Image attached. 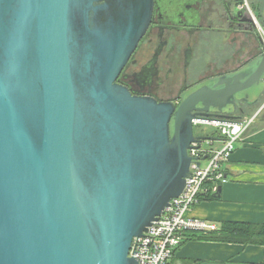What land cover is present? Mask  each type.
Here are the masks:
<instances>
[{
	"label": "water",
	"instance_id": "water-1",
	"mask_svg": "<svg viewBox=\"0 0 264 264\" xmlns=\"http://www.w3.org/2000/svg\"><path fill=\"white\" fill-rule=\"evenodd\" d=\"M153 4L0 0V264H138L132 242L181 194L188 150L222 140L193 126L260 102L251 29L256 53L176 101L121 84Z\"/></svg>",
	"mask_w": 264,
	"mask_h": 264
},
{
	"label": "flooded vegetation",
	"instance_id": "flooded-vegetation-1",
	"mask_svg": "<svg viewBox=\"0 0 264 264\" xmlns=\"http://www.w3.org/2000/svg\"><path fill=\"white\" fill-rule=\"evenodd\" d=\"M257 2L262 6L263 0ZM238 5V0H154L149 28L119 82L134 94L176 101L192 83L226 71L209 70L205 59L222 64L234 58L238 66L248 59L249 45L259 47L248 31L259 35ZM200 53L204 64L194 69Z\"/></svg>",
	"mask_w": 264,
	"mask_h": 264
},
{
	"label": "crops",
	"instance_id": "crops-1",
	"mask_svg": "<svg viewBox=\"0 0 264 264\" xmlns=\"http://www.w3.org/2000/svg\"><path fill=\"white\" fill-rule=\"evenodd\" d=\"M250 38L248 41L251 44ZM257 51L256 47L249 45L248 58ZM210 61L213 62L209 67L211 71L221 70L222 67L227 70L236 66L234 58L222 64L217 59ZM203 64L200 53V59L197 62L194 61L193 67L201 69ZM260 104L249 112L248 115L259 110L252 124L235 141L233 151L223 163L226 181L218 185L221 187L220 194H217V188L214 193L206 194V196L209 195L207 198L200 196V200L191 205L187 211L189 217H197L214 223L217 226L216 229L228 221L264 224V106L262 107V102ZM211 143L212 147L219 148L222 140ZM214 195L216 198H210ZM196 232L201 231H190L187 234ZM175 257L186 259L193 264H196L195 260L214 263L262 264L263 247L194 239L178 246L172 264H174Z\"/></svg>",
	"mask_w": 264,
	"mask_h": 264
},
{
	"label": "built area",
	"instance_id": "built-area-1",
	"mask_svg": "<svg viewBox=\"0 0 264 264\" xmlns=\"http://www.w3.org/2000/svg\"><path fill=\"white\" fill-rule=\"evenodd\" d=\"M238 2V7L247 16L264 46V28L259 19L257 0H238ZM258 113L259 110H256L237 122H206L207 125L219 130L218 135L222 138V145L214 148L211 143L208 147L202 146L199 149L188 150L192 161L189 166L190 173L181 194L171 199L169 206L164 209L159 218L142 236L135 238L132 242L129 254L137 259L138 264H168L178 246L186 239L188 232L211 231L217 228L214 223L204 219L189 217L187 211L191 205L200 200V196L214 193L218 185L226 181L223 163L233 151L235 141L243 135Z\"/></svg>",
	"mask_w": 264,
	"mask_h": 264
},
{
	"label": "trees",
	"instance_id": "trees-1",
	"mask_svg": "<svg viewBox=\"0 0 264 264\" xmlns=\"http://www.w3.org/2000/svg\"><path fill=\"white\" fill-rule=\"evenodd\" d=\"M256 7L258 8V10H260L261 5L258 4L256 5ZM208 196L209 195H207L206 198ZM210 198H216V195L211 196ZM194 239L224 243H237L242 244L244 246L260 245L263 247L262 264H264V224L228 221L222 223L219 229L210 232H196L189 234L183 242ZM194 262L196 264L202 263L198 262L197 260H195ZM172 263L173 258L168 264Z\"/></svg>",
	"mask_w": 264,
	"mask_h": 264
},
{
	"label": "rangeland",
	"instance_id": "rangeland-1",
	"mask_svg": "<svg viewBox=\"0 0 264 264\" xmlns=\"http://www.w3.org/2000/svg\"><path fill=\"white\" fill-rule=\"evenodd\" d=\"M199 58H200V55H199ZM210 60H211L210 58L209 59L207 58L204 61L207 67H210L211 63H213ZM167 96L168 95H163L161 97H167ZM263 97H264V94H263L260 102L256 106H254L253 108H256L258 105H260V103L263 100ZM193 131H194L195 134H197V133H207V134H210V135L211 134L217 135L219 133V130L217 128L209 126V125H194L193 126ZM204 147H207V145H204ZM187 241H189V240H187ZM187 241H185V242H187ZM185 242H183V243H185ZM175 260H176V262H178L177 264H193L191 261H188L186 259H179V258L176 259V257H175ZM175 260H174V264H176Z\"/></svg>",
	"mask_w": 264,
	"mask_h": 264
}]
</instances>
